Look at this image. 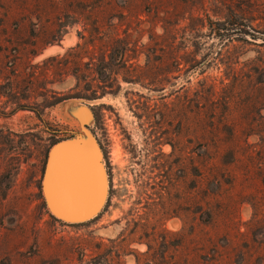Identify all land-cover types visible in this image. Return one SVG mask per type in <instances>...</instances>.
<instances>
[{"label": "rangeland", "instance_id": "374dc122", "mask_svg": "<svg viewBox=\"0 0 264 264\" xmlns=\"http://www.w3.org/2000/svg\"><path fill=\"white\" fill-rule=\"evenodd\" d=\"M61 139L92 219L51 216ZM0 264H264V0H0Z\"/></svg>", "mask_w": 264, "mask_h": 264}, {"label": "water", "instance_id": "95a60500", "mask_svg": "<svg viewBox=\"0 0 264 264\" xmlns=\"http://www.w3.org/2000/svg\"><path fill=\"white\" fill-rule=\"evenodd\" d=\"M106 180L97 151L83 152L70 139H61L47 152L43 189L47 205L58 218L72 221L97 216L93 214L104 204Z\"/></svg>", "mask_w": 264, "mask_h": 264}, {"label": "bare ground", "instance_id": "6f19581e", "mask_svg": "<svg viewBox=\"0 0 264 264\" xmlns=\"http://www.w3.org/2000/svg\"><path fill=\"white\" fill-rule=\"evenodd\" d=\"M104 164V163H103ZM103 167H104V169H105V172H106V177H107V169H106V167H105V165H103ZM107 183H108V177H107ZM107 187H108V184H107ZM102 206H103V204H101L99 207H98V209L94 212V214L93 215H96V214H98L99 212H100V210H101V208H102ZM63 219H65V220H68V218L67 217H62ZM88 219V218H87ZM82 219H72V221H81Z\"/></svg>", "mask_w": 264, "mask_h": 264}, {"label": "trees", "instance_id": "16d2710c", "mask_svg": "<svg viewBox=\"0 0 264 264\" xmlns=\"http://www.w3.org/2000/svg\"><path fill=\"white\" fill-rule=\"evenodd\" d=\"M58 132H60V129L59 128H57L56 129V131H55V133H54V136H55V140H58L57 138L58 137H56V136H58L59 134H58ZM66 137H68V136H66ZM47 154V153H46ZM42 186V185H41ZM51 216H53L55 219H58V217H55L52 213H51Z\"/></svg>", "mask_w": 264, "mask_h": 264}]
</instances>
